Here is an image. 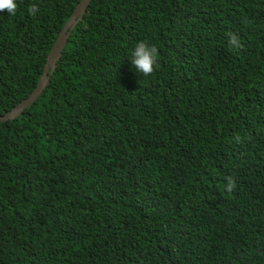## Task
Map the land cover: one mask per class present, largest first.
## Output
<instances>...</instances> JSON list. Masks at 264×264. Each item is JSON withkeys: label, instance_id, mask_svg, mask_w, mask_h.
<instances>
[{"label": "trees", "instance_id": "obj_1", "mask_svg": "<svg viewBox=\"0 0 264 264\" xmlns=\"http://www.w3.org/2000/svg\"><path fill=\"white\" fill-rule=\"evenodd\" d=\"M80 2L0 13V117ZM69 32L0 122V264H264V0H91Z\"/></svg>", "mask_w": 264, "mask_h": 264}, {"label": "clouds", "instance_id": "obj_2", "mask_svg": "<svg viewBox=\"0 0 264 264\" xmlns=\"http://www.w3.org/2000/svg\"><path fill=\"white\" fill-rule=\"evenodd\" d=\"M17 10L16 0H0V13L7 12L10 16H15ZM28 14L35 16L39 11L36 4H32L27 9ZM229 36V47L230 48H240L242 47L239 38L233 33H228ZM158 57V49L155 45L149 46L145 42H140L135 45L131 52V63L138 73L142 76H150L156 67ZM237 139H239L237 137ZM236 188L235 181L231 177L227 178V183L225 184V189L227 192H232Z\"/></svg>", "mask_w": 264, "mask_h": 264}, {"label": "water", "instance_id": "obj_3", "mask_svg": "<svg viewBox=\"0 0 264 264\" xmlns=\"http://www.w3.org/2000/svg\"><path fill=\"white\" fill-rule=\"evenodd\" d=\"M91 0H81L78 6L75 8L72 18L69 22L64 26L62 32L60 33L55 45L51 51L48 64L46 65L45 72L40 80L37 88L33 91V93L20 102L9 114L0 117V122L13 120L16 117L20 116L29 106H31L43 93L45 88L48 85V69L50 65L55 64V60L57 57H60L63 48L67 43V38L70 35V32L67 33L69 29L73 30L75 25L77 24V19H82L87 11L88 6L90 5Z\"/></svg>", "mask_w": 264, "mask_h": 264}]
</instances>
